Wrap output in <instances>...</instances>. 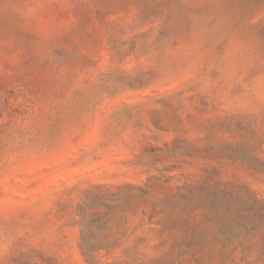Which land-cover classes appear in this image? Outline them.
Listing matches in <instances>:
<instances>
[{
    "label": "rangeland",
    "instance_id": "obj_1",
    "mask_svg": "<svg viewBox=\"0 0 264 264\" xmlns=\"http://www.w3.org/2000/svg\"><path fill=\"white\" fill-rule=\"evenodd\" d=\"M0 264H264V0H0Z\"/></svg>",
    "mask_w": 264,
    "mask_h": 264
}]
</instances>
